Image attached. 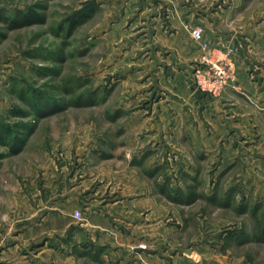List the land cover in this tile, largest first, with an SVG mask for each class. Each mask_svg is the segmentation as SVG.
<instances>
[{
    "label": "rangeland",
    "instance_id": "374dc122",
    "mask_svg": "<svg viewBox=\"0 0 264 264\" xmlns=\"http://www.w3.org/2000/svg\"><path fill=\"white\" fill-rule=\"evenodd\" d=\"M207 2V8H201L196 0V11L214 18V14L231 10L223 29L247 33V29L260 24L264 40V0ZM157 3L0 0V251L5 252L0 264L17 260L25 264L87 261L81 259L78 227L57 235L40 233L31 237L30 232L46 228L42 217L49 194L47 185L65 181L67 187L96 176L99 168L107 172V167L117 171L116 177L122 176L124 160L139 151L138 139L133 141L135 134H127L125 115L119 107L131 99L135 104L133 97L141 88L135 85L146 81L145 73L124 85L125 78H132L136 70L133 58L138 55L131 53L132 45L153 43L152 35L138 36L136 28L147 23V18L150 22L154 16L161 17L164 7ZM142 10L144 14L140 15ZM186 12V43L199 44L189 35V29L201 26L194 24L190 10ZM135 19H139L137 25L133 24ZM201 23L211 28L210 22ZM203 41L207 42L204 36ZM237 51L231 46L224 49L222 56L226 57L221 61L233 64L232 56ZM259 51L264 59V45ZM199 59L192 63V78L201 90L194 74L200 69ZM158 91L160 96L167 92L164 86ZM257 110L264 117L263 107L258 105ZM162 150L169 156L168 150ZM215 165L210 164L211 173L218 169ZM161 166L167 188L183 179L188 164L167 158ZM246 167L240 159L225 165L228 181L222 180L231 187L228 185L224 193L223 185L218 191V187L213 189L216 183L208 182V200L224 196L227 202L225 208L209 203V215L210 221H220L210 223L212 252L227 247L228 264H264V173L255 170L251 174ZM131 168L137 171L132 173L133 180L141 176L140 168ZM199 200L198 205L205 203ZM81 218V214L74 217ZM197 228L204 236L210 233L204 224H191L186 235H193Z\"/></svg>",
    "mask_w": 264,
    "mask_h": 264
},
{
    "label": "crops",
    "instance_id": "0c3cea01",
    "mask_svg": "<svg viewBox=\"0 0 264 264\" xmlns=\"http://www.w3.org/2000/svg\"><path fill=\"white\" fill-rule=\"evenodd\" d=\"M207 1L213 0H197L198 6L207 8ZM157 4L164 7L161 17L154 16L150 22L147 18V23L136 28L138 36L152 35L153 43L132 45L131 53L138 55L133 58L136 70L132 78H125L124 85L145 73L146 81L135 85L141 87L136 92L140 94L130 95L135 104L131 99L119 107L125 115L127 134H135L133 141L138 139L139 151L124 160L122 176L116 177L117 171L107 167V172L99 168L96 176L67 187L65 181L47 185L42 217L46 228L30 232L31 237L57 235L78 227L85 264H228L227 247L212 252L210 223L220 221H210L209 215V203L225 208L227 202L224 196L208 200V182L216 183L213 189L218 187V191L223 185L226 192L231 184L222 180L228 175L225 165L239 159L246 164L245 171L264 173V117L257 112L258 105L264 109L261 25L255 24L247 33L227 31L222 24L231 10L211 18L205 11H196V0H158ZM188 10L194 24L204 28L203 36L215 58L225 59L223 50L229 46L238 48L232 56L234 63L226 61L233 69V79L218 94L198 90L193 84L192 63L203 50L200 43H186ZM202 20L210 22L211 28L203 26ZM137 22L139 19L133 24ZM163 86L167 92L160 96L158 90ZM163 148L169 156L162 154ZM165 158L188 164L183 179L167 188L161 171ZM213 162L218 169L211 173ZM132 165L141 170L137 180H133L132 173L137 171ZM199 199L205 203L198 205ZM75 211L82 220L74 219ZM191 224H204L209 235H202L198 228L193 235H186ZM138 244L145 249L137 248ZM3 253L0 251V256ZM11 264L25 263L17 260Z\"/></svg>",
    "mask_w": 264,
    "mask_h": 264
},
{
    "label": "built area",
    "instance_id": "2783aa9c",
    "mask_svg": "<svg viewBox=\"0 0 264 264\" xmlns=\"http://www.w3.org/2000/svg\"><path fill=\"white\" fill-rule=\"evenodd\" d=\"M189 34L192 39L201 44L203 50L199 59L200 69H196L195 81L201 90L209 91L212 94H218L221 89L233 79V73L230 70V64L218 60L213 56L209 48L208 42L203 41V28L199 26H192L189 29ZM73 216L78 218L80 214L74 212ZM137 248H144L143 244H138Z\"/></svg>",
    "mask_w": 264,
    "mask_h": 264
}]
</instances>
